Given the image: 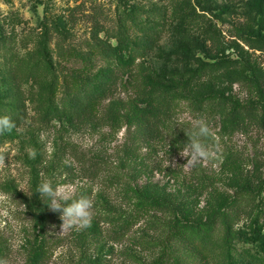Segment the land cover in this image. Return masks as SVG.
<instances>
[{"label": "rangeland", "instance_id": "374dc122", "mask_svg": "<svg viewBox=\"0 0 264 264\" xmlns=\"http://www.w3.org/2000/svg\"><path fill=\"white\" fill-rule=\"evenodd\" d=\"M76 7L72 26L66 14ZM193 13L199 16L197 24L182 25L181 19ZM91 16L107 30L122 25L132 43L146 32L153 37L154 47L150 52L141 51L138 61L156 73L166 71L192 81L173 102V118L165 127L163 140L143 142L136 135V125L123 117L98 128H72L65 121L42 125L37 120L41 111L34 109L39 103L36 94L49 86L57 71L56 44L80 47L88 37ZM182 27L200 46L195 58L229 64L227 71H237L254 82L252 88L228 83L217 86L215 100L222 103L221 112L212 105L203 111L195 107L196 88L212 79L199 76L201 65L195 59L186 66L172 54ZM242 32L264 39V0H0L2 112L13 94L9 66L31 58L42 65L38 77L21 86L31 124L21 132L0 136V149L7 154V167L0 170V191L12 196L14 209L13 219L0 227V258H7L9 264H32L31 252L43 239L46 256L38 264H79L97 255L106 264H148L164 246L177 264H264V127L255 123H264V55L238 40ZM213 38L223 44V52L215 53ZM236 43L245 54L235 69L229 62L237 59L232 47ZM133 93L130 83L114 95L123 105V114L132 105ZM209 96L203 98L210 100ZM247 106L254 107V121L231 116L233 110ZM197 118L206 119L218 138L220 158L185 168L186 158L180 152L188 142L185 132ZM66 146L74 147L80 157L71 156ZM33 150L35 158L29 155ZM91 163L99 164L100 171L95 178L84 177L82 169ZM44 178L53 184L73 183L77 197L85 194L93 199L92 224L101 222L97 239L90 237L92 224L83 231L61 233L60 213L50 209L52 215L40 233L24 198L37 195L40 199L36 189ZM150 184L163 187L174 203L182 204L192 215L187 224L199 226L185 229L186 241H165L171 216L155 212L114 241L116 227L107 218L131 214L139 200L135 192L145 187L147 193ZM115 221L121 223V219ZM252 231L256 233L250 237Z\"/></svg>", "mask_w": 264, "mask_h": 264}, {"label": "trees", "instance_id": "16d2710c", "mask_svg": "<svg viewBox=\"0 0 264 264\" xmlns=\"http://www.w3.org/2000/svg\"><path fill=\"white\" fill-rule=\"evenodd\" d=\"M77 8L79 7L69 9L66 14V20L72 26L76 23L74 10ZM198 17L196 13L188 17L184 16L181 19V24L196 25ZM90 22L88 37L80 45L83 48L56 44L57 71L53 74L49 86L41 88L36 94L39 103L34 109L41 111L37 120L42 125L50 124L53 121H65L72 128H98L114 123L123 117L127 123L136 125V135L143 142L151 143L163 140L166 133L165 127L173 118V102L181 91L190 87L192 81L168 74L166 71L156 73L138 61L142 55L141 51L150 52L154 47L153 37L146 32L143 37L132 43L122 25H119L115 30H107L105 24L95 16H91ZM177 35L178 40L172 54L186 66L189 65L190 60L195 59L201 65L199 76H208L212 79L211 83L196 88L195 107L199 106L203 111L212 105L218 112H221L223 105L218 99L215 100L217 86L220 87L228 83L229 85L242 84V86L253 87L254 82L239 75L237 71H227L226 68L229 64L223 66L203 63L200 59L195 58V51L199 50L200 46L193 38L189 39L183 27L177 32ZM238 40L244 42L249 49L264 55V39L258 34L242 32L238 35ZM212 46L215 48V53L224 51L220 50L223 44L218 43V40L214 38ZM232 47L238 56H236V60L229 63L236 69L245 52L237 43ZM200 51L204 52L205 50ZM41 67V62L35 63L34 58L26 62L18 60L9 66L8 83L13 94L10 104L2 108L3 112L0 110V115L11 116L17 124H20L19 117H28L27 98L21 86L38 77L37 72ZM130 83L134 89L132 105L128 112L123 114V105L120 101L114 100V95ZM205 95H210L211 99L205 100L203 98ZM43 97H46V100H43ZM253 108V106L237 108L233 110L231 116L237 120L244 117L254 121ZM255 123L264 127V123L260 121H255ZM66 150L71 156L80 157L74 147L66 146ZM80 161L84 162L85 160L82 157ZM99 169V164L91 163L82 169V174L84 177L95 178ZM144 188L140 189L143 190L142 192L139 190L135 192L139 200L131 214L122 218L118 216L114 219L107 218L106 221L116 227L112 232L114 241L118 237H122L130 226L146 216H150V212L171 216L168 221L165 241L168 243L186 241L185 229L199 227L197 224H187L191 222L192 215L181 206L182 204L174 203L170 193H167L163 187L150 184L147 193ZM37 197L36 195V198L24 199L28 214L42 233L44 224L49 221L52 212H49L48 206L41 198L37 199ZM116 219H121L119 225L115 221ZM99 223L101 222H93L90 229V237L94 240L100 235ZM103 223L102 225H105ZM255 233L252 231L250 237H253ZM236 237H239L240 241L242 240L240 234H237ZM44 246L45 241L39 239V243L31 252L30 261L32 264H38L44 259L46 256ZM170 252L164 246L160 254L148 264H177ZM106 262L103 256L97 255L94 258H84L79 264H106Z\"/></svg>", "mask_w": 264, "mask_h": 264}, {"label": "clouds", "instance_id": "9594fccd", "mask_svg": "<svg viewBox=\"0 0 264 264\" xmlns=\"http://www.w3.org/2000/svg\"><path fill=\"white\" fill-rule=\"evenodd\" d=\"M31 113H28L30 116ZM20 124H17L11 116L5 114L0 115V136L6 133H11L13 130L21 132L23 127L31 124V120L27 116L19 117ZM183 121H178L177 124H182ZM188 137V142L184 144L180 152L182 157L186 158L185 168H193L202 163L220 158V145L218 138L204 118H197L191 121V130L185 132ZM212 139L215 141L212 144L206 141ZM7 154L0 149V170L7 167L5 156ZM29 155L35 158V151H29ZM66 163H68L66 161ZM36 192L40 194L41 200L53 212L60 213L62 221L61 233L69 230L83 231L88 229L94 218V201L85 194H80L78 197L77 186L73 183L53 184L51 179L44 178L37 186ZM12 196L8 193L0 191V227L13 219L11 207ZM18 247L19 244H14ZM0 264H9L7 258H0Z\"/></svg>", "mask_w": 264, "mask_h": 264}]
</instances>
